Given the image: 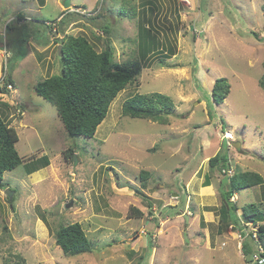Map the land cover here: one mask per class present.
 Masks as SVG:
<instances>
[{
	"label": "rangeland",
	"instance_id": "rangeland-1",
	"mask_svg": "<svg viewBox=\"0 0 264 264\" xmlns=\"http://www.w3.org/2000/svg\"><path fill=\"white\" fill-rule=\"evenodd\" d=\"M65 1L0 0V81L7 67L14 81L0 103L10 106L22 159L3 173L0 264L16 255L27 264H247L239 234L257 227L220 231L227 176L208 160L226 155L233 172L264 179V0H108L110 12L101 0H68V10ZM141 24L152 26L160 45L146 59L138 50ZM63 34L85 36L98 52L109 38L115 62L141 63L93 138L70 137L34 92L60 73L55 41ZM218 79L230 91L215 105ZM154 92L174 103L168 123L123 116L128 98ZM43 156L49 165L28 175L24 165ZM142 172L149 173L144 182ZM263 193L257 186L233 196L237 216L263 202ZM73 223L82 225L91 253L66 256L56 246L55 231Z\"/></svg>",
	"mask_w": 264,
	"mask_h": 264
},
{
	"label": "trees",
	"instance_id": "trees-1",
	"mask_svg": "<svg viewBox=\"0 0 264 264\" xmlns=\"http://www.w3.org/2000/svg\"><path fill=\"white\" fill-rule=\"evenodd\" d=\"M108 0H101V6L106 7ZM42 3L43 0H40ZM143 4L153 5L152 0H144ZM109 12V5L106 7ZM264 9V7H263ZM22 15L18 20H22ZM62 18L58 24L62 26ZM144 22V21H143ZM142 22V23H143ZM56 24H47L50 33L57 32ZM9 27V26H7ZM104 34L108 35V27H104ZM59 33L63 31H58ZM138 50L141 59L158 52L159 42L150 25H140L138 35ZM55 43L61 48L59 52L60 73L46 77L37 82L34 92L54 107L57 117L70 137L93 138L98 126L107 117L109 108L120 92L133 84L141 71L140 60L132 61L126 65L114 61V48L109 38L105 39L103 49L98 52L85 36H72L63 34ZM58 47V48H59ZM1 50V49H0ZM8 66V65H7ZM0 81V94L5 95L14 85L10 70ZM264 90V77L259 81ZM230 91L229 84L218 79L214 82L210 97L215 105L224 102ZM174 108L172 99L161 93L135 94L128 98L122 106V114L132 119L151 120L159 124L168 123L169 116ZM10 106L0 103V190L4 188L3 173L9 172L22 164L15 144L18 141L16 130L7 122ZM72 151L70 150L69 153ZM209 168L219 170L230 169L229 159L226 155L217 153L208 160ZM49 165L46 156L32 160L24 165L27 174H32ZM149 173L142 172L139 176L142 182L146 181ZM227 188L221 192L222 204L218 209L219 229L222 232L230 226L241 229L251 224L257 227V239L252 233L242 232L241 252L250 264L254 254L258 253L254 246H264V201L251 203L240 208L241 215L237 216L239 208L231 198L242 190L260 186L264 191V179L261 175L250 172H234L226 178ZM210 186L207 179L203 187ZM139 192V191H138ZM264 195V193H263ZM140 215L134 208L130 209ZM45 221V218H41ZM55 244L66 256H79L92 252L91 242L87 238L80 223L60 225L55 231ZM15 260H5L4 264H27L24 258L16 255Z\"/></svg>",
	"mask_w": 264,
	"mask_h": 264
},
{
	"label": "built area",
	"instance_id": "built-area-1",
	"mask_svg": "<svg viewBox=\"0 0 264 264\" xmlns=\"http://www.w3.org/2000/svg\"><path fill=\"white\" fill-rule=\"evenodd\" d=\"M222 174L226 177H231L234 173L232 169L222 170ZM242 238V235L239 234ZM253 238L257 239L256 231H253ZM258 253L254 254L250 264H264V249L261 246L257 247Z\"/></svg>",
	"mask_w": 264,
	"mask_h": 264
},
{
	"label": "water",
	"instance_id": "water-1",
	"mask_svg": "<svg viewBox=\"0 0 264 264\" xmlns=\"http://www.w3.org/2000/svg\"><path fill=\"white\" fill-rule=\"evenodd\" d=\"M69 6H70V2L68 0H66L64 5H63V7L65 8V10H68L70 8ZM58 49H59V52H60L61 48L59 47Z\"/></svg>",
	"mask_w": 264,
	"mask_h": 264
},
{
	"label": "clouds",
	"instance_id": "clouds-1",
	"mask_svg": "<svg viewBox=\"0 0 264 264\" xmlns=\"http://www.w3.org/2000/svg\"><path fill=\"white\" fill-rule=\"evenodd\" d=\"M226 139H227V140H232V138H228V137H226ZM233 173H234V172H233ZM226 178H228V177H226ZM208 187H209V186H208ZM256 231H257V230H256Z\"/></svg>",
	"mask_w": 264,
	"mask_h": 264
},
{
	"label": "bare ground",
	"instance_id": "bare-ground-1",
	"mask_svg": "<svg viewBox=\"0 0 264 264\" xmlns=\"http://www.w3.org/2000/svg\"><path fill=\"white\" fill-rule=\"evenodd\" d=\"M227 137H230V132L227 134Z\"/></svg>",
	"mask_w": 264,
	"mask_h": 264
},
{
	"label": "crops",
	"instance_id": "crops-1",
	"mask_svg": "<svg viewBox=\"0 0 264 264\" xmlns=\"http://www.w3.org/2000/svg\"><path fill=\"white\" fill-rule=\"evenodd\" d=\"M1 57V56H0Z\"/></svg>",
	"mask_w": 264,
	"mask_h": 264
}]
</instances>
